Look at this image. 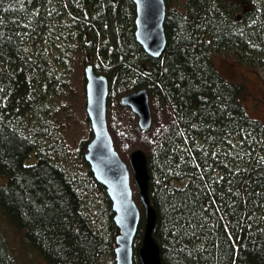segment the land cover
Listing matches in <instances>:
<instances>
[{
    "label": "trees",
    "instance_id": "obj_1",
    "mask_svg": "<svg viewBox=\"0 0 264 264\" xmlns=\"http://www.w3.org/2000/svg\"><path fill=\"white\" fill-rule=\"evenodd\" d=\"M164 2L154 59L135 40L132 0H0V211L45 264H116L119 230L89 143L83 177L44 119L46 97L65 90L58 69L77 57L84 96L91 65L108 80L107 106L146 88L175 119L147 156L162 264H264V124L245 109L246 85L213 65L224 56L264 78V0ZM143 231L144 220L134 264ZM2 233L0 264H22Z\"/></svg>",
    "mask_w": 264,
    "mask_h": 264
},
{
    "label": "water",
    "instance_id": "obj_2",
    "mask_svg": "<svg viewBox=\"0 0 264 264\" xmlns=\"http://www.w3.org/2000/svg\"><path fill=\"white\" fill-rule=\"evenodd\" d=\"M136 17L135 40L151 58L162 57L166 47L164 0H132ZM86 113L90 121L92 140L87 145L85 161L96 182L102 185L112 203L116 237V264H134V240L141 222V213L133 200L131 173L144 210V231L138 258L141 264H162L160 247L154 238L157 212L149 195L150 175L144 151L134 150L129 156L130 170L116 152L106 121L109 97L108 80L95 73L91 65L85 68ZM120 103L138 116L142 131L152 125L149 97L145 88L125 95Z\"/></svg>",
    "mask_w": 264,
    "mask_h": 264
},
{
    "label": "rangeland",
    "instance_id": "obj_3",
    "mask_svg": "<svg viewBox=\"0 0 264 264\" xmlns=\"http://www.w3.org/2000/svg\"><path fill=\"white\" fill-rule=\"evenodd\" d=\"M81 63L77 57L71 61L67 60L63 70L58 69V73L64 79L65 90L60 92V95L54 93L52 100L47 98L49 97L47 96L43 103L46 104L44 119H48L49 134L63 142L65 154L72 169L78 175L84 177L86 168L80 161L79 149L85 142L89 143L91 140L89 136L91 126L90 121L87 122L86 120L88 116L86 113V96L83 95L82 91ZM213 65L216 71L228 82L246 85L248 91L244 100L245 109L251 118L264 124L263 75L260 72H253L239 61L216 54H213ZM147 93L152 125L146 131H142L139 128L138 116L130 108L121 105L120 101H115L107 106L106 121L108 131L112 137L116 152L123 162L127 164L129 170L130 154L134 150L140 149L145 152L146 156L150 155L162 143L166 133L175 123L170 109L163 105L155 94L148 90ZM65 154H62V156H65ZM34 162L35 160L32 157L30 164ZM130 173L133 200L141 213V221H143L144 210L131 170ZM7 183L8 178L0 175V186H6ZM0 229L8 243V247L10 245L19 254L22 264H45L39 256L22 244L21 237L1 211Z\"/></svg>",
    "mask_w": 264,
    "mask_h": 264
}]
</instances>
